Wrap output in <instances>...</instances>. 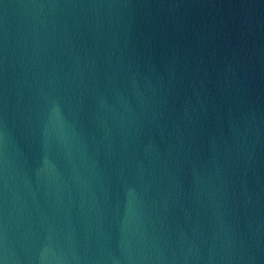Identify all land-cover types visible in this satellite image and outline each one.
Masks as SVG:
<instances>
[{"label": "water", "instance_id": "obj_1", "mask_svg": "<svg viewBox=\"0 0 264 264\" xmlns=\"http://www.w3.org/2000/svg\"><path fill=\"white\" fill-rule=\"evenodd\" d=\"M0 264H202L195 0H0Z\"/></svg>", "mask_w": 264, "mask_h": 264}]
</instances>
